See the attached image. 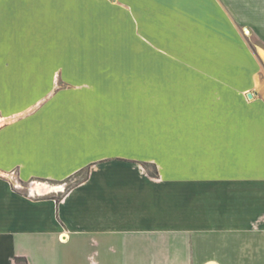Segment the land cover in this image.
<instances>
[{"label": "crops", "instance_id": "obj_1", "mask_svg": "<svg viewBox=\"0 0 264 264\" xmlns=\"http://www.w3.org/2000/svg\"><path fill=\"white\" fill-rule=\"evenodd\" d=\"M141 1L147 10L153 1L165 6ZM179 1L175 15L181 9L215 11L222 31L247 25L264 58V0H204L207 7ZM108 58L80 57L66 66L37 58V71H0V80L13 81L0 83V264H15L16 257L28 264H264V173H251L246 186L243 147L238 163L230 159L236 139L214 138L210 114V120L193 117L194 134L153 138L138 121L104 119L118 110L115 79L108 67L95 72L89 64L171 62L160 56ZM134 71L147 84L149 68ZM57 78L76 80L78 87L37 103ZM83 80L97 81L92 86L98 94L87 105ZM11 87L19 92L8 99L5 88ZM27 89H34L30 101L22 100ZM196 108L212 111L211 104ZM94 112L106 115L91 117ZM13 171L23 182L86 176L57 201L17 192L5 179Z\"/></svg>", "mask_w": 264, "mask_h": 264}, {"label": "rangeland", "instance_id": "obj_2", "mask_svg": "<svg viewBox=\"0 0 264 264\" xmlns=\"http://www.w3.org/2000/svg\"><path fill=\"white\" fill-rule=\"evenodd\" d=\"M195 1L209 5L208 1ZM141 2L144 1L0 0V71H37V58L63 60L66 66L67 60L80 57L88 61L103 57L107 58L105 61H110L108 57H167L166 61L171 62L89 64L95 72L100 67L112 70L116 100L112 99L118 109L107 113L109 118L101 112L90 113L91 117L116 120L119 116L118 119L138 121L148 127L153 138L194 134L193 117L210 120V114L214 138L235 137L236 149L228 150L227 155L238 163L244 154L245 173L249 175L246 186H250L251 173H264V58L256 47L260 41L247 25L222 31L219 12L202 10L196 12L198 16L181 9L175 15L173 10L179 0H162L164 9L153 1L149 10ZM208 12L211 17H202ZM245 28L250 29V34ZM141 66L149 68L147 84L141 79L142 74L134 71ZM3 82L13 83L0 80ZM82 82L89 83L82 86L89 94L86 100L98 94L96 86H92L97 81ZM77 87L76 80L54 79L50 94L37 103H44L55 92ZM33 90L27 89V97L22 100H32ZM14 92L19 91L5 88L4 94L9 99ZM86 100L87 105L90 102ZM29 104L23 106L28 108ZM199 104L205 108L211 104L212 111L200 112L196 108ZM6 105L11 107L12 103L6 101ZM148 169L154 172L155 168L149 165ZM85 176L86 172L61 183L42 179L23 182L13 171L5 179L20 194L60 200ZM44 184L52 189L38 191L37 186ZM62 186V190L52 191Z\"/></svg>", "mask_w": 264, "mask_h": 264}, {"label": "bare ground", "instance_id": "obj_3", "mask_svg": "<svg viewBox=\"0 0 264 264\" xmlns=\"http://www.w3.org/2000/svg\"><path fill=\"white\" fill-rule=\"evenodd\" d=\"M245 32L247 33V34H250V31H249V29L248 28H245ZM37 189H38V191H40V192H43V191H48V190H51L52 188H51V186H48V185H46V184H44V185H38L37 186Z\"/></svg>", "mask_w": 264, "mask_h": 264}, {"label": "trees", "instance_id": "obj_4", "mask_svg": "<svg viewBox=\"0 0 264 264\" xmlns=\"http://www.w3.org/2000/svg\"><path fill=\"white\" fill-rule=\"evenodd\" d=\"M59 201V200H57ZM15 264H28V261L24 257H16L15 258Z\"/></svg>", "mask_w": 264, "mask_h": 264}, {"label": "water", "instance_id": "obj_5", "mask_svg": "<svg viewBox=\"0 0 264 264\" xmlns=\"http://www.w3.org/2000/svg\"><path fill=\"white\" fill-rule=\"evenodd\" d=\"M249 97L251 98L252 97V94H250Z\"/></svg>", "mask_w": 264, "mask_h": 264}]
</instances>
